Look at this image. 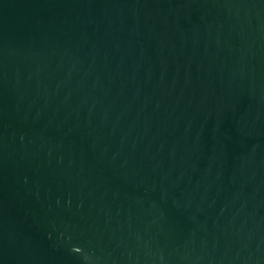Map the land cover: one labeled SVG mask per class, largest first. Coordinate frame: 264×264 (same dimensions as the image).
Segmentation results:
<instances>
[{"label": "water", "instance_id": "obj_1", "mask_svg": "<svg viewBox=\"0 0 264 264\" xmlns=\"http://www.w3.org/2000/svg\"><path fill=\"white\" fill-rule=\"evenodd\" d=\"M0 264H264V0H0Z\"/></svg>", "mask_w": 264, "mask_h": 264}]
</instances>
